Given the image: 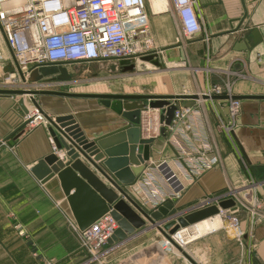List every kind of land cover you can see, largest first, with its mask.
<instances>
[{"label":"crops","instance_id":"1","mask_svg":"<svg viewBox=\"0 0 264 264\" xmlns=\"http://www.w3.org/2000/svg\"><path fill=\"white\" fill-rule=\"evenodd\" d=\"M196 2L201 33L190 41L186 40L188 56L181 47L186 45L184 43L178 44V69L184 68L182 64L187 61L188 66L196 70L195 75L197 77H193L191 73H186V75L178 73V93H157L154 95L191 96L204 94L212 88L211 83L219 78L221 81L233 79L235 89L233 93L235 96H264V0H196ZM169 15V13H150L149 15L153 45L158 46L159 51H163V53L164 51L167 53L175 47L164 48L161 45H156L154 37L157 39V30L166 23L164 16ZM255 31L258 32L261 39L258 43L253 41L252 33ZM0 36L5 52L9 54L11 60L9 46L6 44L1 31ZM244 42L250 49L249 53L239 48L235 50L237 44ZM197 49L204 51L211 61L206 60L205 63L204 57L197 55ZM162 63L164 62L162 61ZM90 66L97 68V72L102 76V79L119 78V75L113 76L100 71L98 63L83 64L80 72L83 69L90 68ZM3 73L5 72L0 71V77L4 75ZM98 74L96 73L95 76ZM24 99L27 109H31L33 105L29 98L25 97ZM19 101L20 98L13 102L10 97L0 96V264H45L44 261L49 259V255H53V249L50 247L48 239L46 244H39L37 240L41 232H47L50 239H53L58 232L57 229L63 224L58 212L55 211V208H59L57 207L59 205H56L55 202L61 201V204H66L64 209L67 215L64 218L67 224L72 219V214L59 185L53 183L55 178L43 184L38 179L33 178L30 169L52 152L58 155L59 159L65 160V163L68 159L66 151L54 150L48 133L50 123L46 128H37L32 131H26L23 128L25 113L22 108L18 107ZM240 101L242 103L241 113L235 137L253 176L257 180H264V99ZM186 103V100L179 101L178 105L184 107ZM193 108L199 112L203 125L202 140L212 149V153H207L206 156H214V145L217 155L225 157L233 153L235 156L236 154L232 150L234 149L232 142L226 135H223L220 131L218 132L221 127H219V124H215V119L213 122L208 123L211 121L212 113H215L214 116H217V118L219 117L222 121H225L224 117L228 116V103L221 101L218 107L214 101L201 100ZM48 109L43 110L45 115L54 116L55 112L51 108ZM206 109H209L210 113L212 112L208 115V118L204 113ZM104 112L107 114L105 115ZM69 113L68 111L66 115H70ZM108 113H110V116H107ZM89 114L94 118L92 119L94 122L92 123L93 127L90 129L92 132L88 131V133L103 135L109 131L115 132L125 127H119V124L113 121V115L115 114L106 108H104V111L100 110L97 113L91 112ZM71 115L74 114L71 112ZM110 117L111 121L108 122L106 118ZM156 118H159L158 114L151 112L150 121H156ZM168 139L163 135L158 138L155 143V148L158 151H151L150 162L145 165L144 171L137 177V180L143 181L148 173L154 174L155 167L163 162H167L173 167L178 166V153L167 144ZM3 141H6V143H3ZM11 142H14L15 145H12ZM13 153L17 155L20 161V174L15 177L8 173L6 165L2 162L6 154ZM231 162L236 163L234 157L228 159L227 164L229 166L227 170L224 166L215 168L205 173L196 182L188 185L182 197L171 202L173 208L170 212L175 210L177 213L171 217L170 221L161 225V229H164L167 225H171L172 228L178 226L184 228L179 223L181 218L209 209L200 206L203 204L204 197L231 190L229 176V174L231 175ZM22 174L31 177V179H25ZM45 193L48 198H52L55 202L48 199ZM260 197L264 203L262 193ZM57 198L60 200H57ZM234 199L227 196L223 201ZM219 214L218 212L217 215ZM167 216L164 219L167 220ZM212 219L206 218L205 220ZM239 221L241 236L231 226V223L225 220L221 227L189 241L190 243L181 251L176 247L171 249L160 247L166 237L160 230L150 228L151 226L149 227V223H147V230L131 239L130 244L138 243L137 246L130 248V245L127 244L123 247L126 251L121 254V257L118 256V253L113 252L108 256L105 255V257L107 256L106 258L110 264H264V218L255 227L256 248L250 252H248L250 247L247 249V242H250L249 236L252 235L254 225L244 217H241ZM17 224L27 231L28 241L17 234L14 229ZM190 229L192 230L191 234H193L195 231L194 226ZM42 238H46L45 234L42 235ZM110 244H113V242ZM110 244L106 248L110 249ZM34 253H38L42 258L35 257ZM105 257L102 256V258Z\"/></svg>","mask_w":264,"mask_h":264},{"label":"built area","instance_id":"2","mask_svg":"<svg viewBox=\"0 0 264 264\" xmlns=\"http://www.w3.org/2000/svg\"><path fill=\"white\" fill-rule=\"evenodd\" d=\"M157 1L165 6L164 11H151V0H0V26L15 62L28 80L33 71L41 68L137 62L140 58L154 53L149 25L150 13L173 12L179 20L178 41L193 39L201 33L196 0ZM7 68L14 69L13 76H20L12 58ZM2 69L0 63V71ZM227 93L228 96H233L232 92H225L215 86L204 95L221 96ZM240 106V100L231 99L228 102V116L234 122ZM151 112L142 113L141 129L145 138L162 135L163 125L159 118L150 121ZM156 113L159 116V112ZM48 124L45 113L33 107L24 116L23 128L32 131L46 128ZM169 131L172 136L167 144L177 151L178 166L161 163L155 167L154 174L148 173L143 181L137 180L136 194H131L147 212L156 211L168 202L179 200L188 185L220 163L217 156H206L207 153H212V149L202 140L203 125L199 112L194 108L177 105ZM50 141L54 146L51 139ZM164 165L171 166L177 173H167L162 168ZM169 175L171 176L168 177ZM203 205L201 204L202 208L208 206ZM228 213L224 210L219 217H226ZM227 220L241 235L240 221L234 217ZM14 229L21 238L28 241V233L21 225H15ZM118 229V222L110 213L83 231L75 227L83 248L90 255L86 264L99 259L101 251ZM191 231L189 227L177 230L171 235V241H163L160 247L171 249L175 244L184 249L190 243L185 237L192 235ZM34 256L39 257L37 253Z\"/></svg>","mask_w":264,"mask_h":264},{"label":"water","instance_id":"3","mask_svg":"<svg viewBox=\"0 0 264 264\" xmlns=\"http://www.w3.org/2000/svg\"><path fill=\"white\" fill-rule=\"evenodd\" d=\"M0 31L7 44L5 35L0 26ZM254 43L260 42L258 32L252 33ZM8 45V44H7ZM250 52L248 45L244 42L237 44L236 49ZM10 50V48H9ZM11 58L16 64L17 71L26 82L22 70L15 62L12 51ZM145 62L155 66L159 71L164 70L163 63L158 53H152L140 58L139 61H121L120 63H100L99 70L109 75L133 74L136 65ZM11 69V68H10ZM80 65L73 67L78 71ZM8 69H5L7 72ZM9 71L14 72V69ZM61 73L57 80H69L67 69L64 66L41 68L33 71L29 77L31 82L46 81L47 78ZM56 80L48 79L47 81ZM59 96L65 98H80L87 100H99L101 105L114 112L117 116L123 117L128 124L115 132L90 140L77 123L73 115H62L54 120L45 115L50 123L48 133L57 151H66L68 161L66 163L52 152L49 156L39 161L31 172L38 180L45 184L57 177L60 187L66 197L72 216L80 230H85L104 215L110 213L118 222L119 229L109 243L129 241L147 229L160 230L166 239L171 241V235L178 228L167 225L161 229V225L170 221L177 211L170 210L173 204L168 202L161 206L156 212L148 213L143 210L137 201L128 193L126 186L132 185L150 162L151 151H158L155 148L157 138H145L141 129V114L145 111L159 112V120L163 125L161 134L166 135L172 124L174 112L179 101H187L185 108H193L198 101H214L219 107V102H229L231 99H264V96L242 97V96H216V95H191V96H161V95H123V94H69L62 92H40L31 90H6L0 89V96L28 97L35 107L38 103L33 96L38 95ZM22 98L18 107L22 108L25 115L28 109L26 101ZM44 113V111H42ZM228 114V111H227ZM225 121H227L226 117ZM51 142V141H50ZM15 145L14 142H11ZM110 186V187H109ZM251 201V193L246 195ZM235 205L233 200H226L220 203L223 209L232 208ZM218 213L215 207L192 213L181 218L179 223L185 228ZM168 215V216H167ZM167 216V220L164 217ZM166 218V217H165ZM140 228H145L138 231ZM173 244V243H172ZM181 251V248L173 244Z\"/></svg>","mask_w":264,"mask_h":264},{"label":"rangeland","instance_id":"4","mask_svg":"<svg viewBox=\"0 0 264 264\" xmlns=\"http://www.w3.org/2000/svg\"><path fill=\"white\" fill-rule=\"evenodd\" d=\"M169 14H170L169 16H164L166 19V23L163 25V27L157 30V34H158L157 39H155L154 37V40L156 42V45H161L164 48H169V47H175V48L170 49L167 53L166 51H164L163 53V51L162 52L159 51L160 49H158L159 48L158 46L155 47L153 45L154 46L153 50L155 51V53H159L160 60L164 62L163 67L165 69L162 71H159L158 69H156L155 66L151 65L150 63L141 62L136 65V69L133 74L127 73L124 75H119L118 79L117 78L102 79L101 78L102 76L98 74L97 68L95 66H90V68L83 69L79 74H75L71 70L66 68L69 76L71 77L69 80H57V77L61 75V73H58L52 76L51 78H47L46 81L31 82L29 80H26V83H23L24 81H22L20 76L18 75L13 76L12 73L14 74V72L9 71L11 69L7 68L8 64L10 63V56L8 53L6 54L5 52L6 50L3 46L4 44L3 42H1L2 41L1 40L2 38H1L0 39V56L2 58V62L0 63L3 68L2 71L5 72V69H8V71L3 73L4 75L0 77V89L31 90V91H40V92H44V91L62 92V93H69V94H82V95H88V94L154 95L157 93L176 94L178 93V73L181 75H186V73H191L193 74V77H194L196 76L195 75L196 70L191 69L192 67L188 66L187 61H185L182 64L184 65V68H181L180 70L178 69V44H181V43L185 44L187 43V41L181 40V39L178 41L179 39L178 20L175 17V14L173 12H170ZM149 25H150V18H149ZM181 47L184 49L186 56H188L187 45L185 47L183 46ZM196 53H198L197 54L198 56L204 57L203 59L205 60V63H206V60L211 61V59L208 57V55H206L204 51L197 49ZM4 64L7 66L5 67ZM96 73L98 75L95 76ZM48 79H56V80L47 81ZM232 80L233 79H230L227 81H221L218 78L214 80V82L211 83V85H213L212 87H215V86L219 87L225 92L230 91L232 92L233 96H235L233 93V90H235L234 85H233L234 81ZM198 95H202V94H198ZM228 95L229 94L227 93V96ZM221 96H226V95H221ZM33 97L38 103V107H39L38 109L43 111L45 108L46 109L51 108V110L55 112L54 113L55 117L54 116L51 117L52 120H54L58 116H62L63 114L66 115L68 111L70 112L69 113L70 115L72 112V114H74L73 115L74 118L76 119L77 123L80 125L82 131L86 133V135L91 141L104 135V134L94 135V134L88 133V131L92 132V130L90 129L93 127L92 123L94 122V120H92L94 118L89 113L91 112L97 113V111H100V110L104 111V107L101 105V102L99 100L65 98V97L48 96V95H41V94L38 96H33ZM18 98L22 99L24 97H19V96L10 97V99H13V102H16ZM33 107L35 106L33 105ZM112 113L115 114L114 112ZM204 113L206 117L208 118V115H210L212 112L210 113L209 109H206ZM240 113H241V106H240L238 117L235 120V122L232 121V119H230L229 116L226 117L228 121L226 122V121H222L219 117L218 119L217 116H214L215 113L211 114V118H210L211 121H209L208 123L213 122L215 119V124H219V127H221L220 130L218 129V132L220 131V133H222L223 135H226L229 138V140L232 142L234 146V149L232 150L234 154H236L234 156L233 153H231L225 157H222V155H219V154L217 155L216 147L214 145V148H215L214 155L220 159V163L218 164L216 168L218 167L220 168L224 166L226 167V170H227L229 166L227 162H228V159H230L231 157H234L236 163H232L233 162L232 161L231 162L232 165L230 166L231 175L229 174V176L231 179V182H230L231 190H227L225 193H221L218 195L213 194V195L204 197L203 206L208 205L207 207L209 209L215 207L216 209H218V212L221 214V212H223L225 209L219 207V203L222 202L225 198H227V196H231L233 199L235 198L233 200L235 205L232 208L225 210V211H228L229 213H228V216L222 217V222L224 224V221L230 217H234L238 220L241 217H244L245 219L248 220L249 223L254 225L252 227V235L249 236L250 242L249 241L247 242V246H248L247 249L250 247L248 249V252H250L256 248V242L254 239L255 227L259 223V221H261L264 218V203L260 197L261 193L264 195V180L263 179L257 180L253 176L250 166L248 165L245 157L243 156L240 150V147H239V143L236 140L235 136L237 133V126H238V121L240 118ZM106 114L107 113H105V115ZM142 115L143 114H141V122L143 118ZM107 116H110V113H108ZM113 116H114L113 121L119 124V127L126 126L128 124V122L123 117L116 116V114ZM106 119L108 122L111 121V117L106 118ZM84 129H88V130H84ZM111 132L112 131H109L105 134H109ZM170 136L172 135H171V132L168 130L166 135L163 137L170 139ZM155 138H157L158 140L159 137H155ZM3 143H6V141H3ZM54 148H55L54 150L57 151L55 146ZM57 157L59 158L58 155ZM2 162L6 165V169L8 170V173H10L12 177H15L16 175L20 174L19 173L20 161L16 154L14 153L8 154V155L6 154V157L2 159ZM159 165L160 164H158L157 167ZM30 174L33 175V178L38 179L36 175H34L31 172V169H30ZM24 178L27 180L31 179V177H26V176H24ZM137 179L134 181L132 185L126 186L128 193L130 195L136 194L135 192L136 184L135 183L137 182ZM53 183L58 184L59 188L61 189L60 183L57 177H55ZM250 193H251L252 199L251 201H248L246 198V195ZM45 196L48 198L46 193H45ZM64 198H65V202L67 203L65 195H64ZM48 199L55 202V200H53L50 197ZM57 200H60V199L57 198ZM57 202L55 203L56 205L57 204L59 205L57 206L59 208H55V211L58 212L59 217L61 218V221L63 224L59 226V228L57 229L58 232L56 235H54L53 239H50V236L47 234V232H41L40 237L37 240L39 244H46L49 240L50 247L53 249V255L50 254L49 259H46L44 263L53 262V264H84L86 261L90 259V255L83 248L82 241L78 235V232L75 230V227L77 226V224L73 216H72V219L69 218L70 219L69 224L65 222L64 217L65 215H67V212H65L64 205L66 204H61L62 203L61 201H57ZM156 211L152 210V211H149L148 213H153ZM217 216L219 217V215L217 214L216 216L212 215L208 217L207 219L216 218ZM197 223L189 225L188 227L191 228L192 226H195ZM148 226L150 227V224ZM145 228H140L138 231H141ZM179 229L181 228H178V230ZM44 234L46 238H42V235ZM130 243H131V240L129 241L119 240L118 242H114L113 244L109 243L111 245L110 249L108 247H107L108 249L105 247L101 251L99 259L96 262H93L90 264H110L106 258L108 255H110V253L112 252L118 253V256L121 257V254H123V252L126 251L125 248L123 247L127 246V244L130 245V248L138 245V243L136 244L135 243L130 244ZM130 248L128 247V249ZM105 255L107 256L105 257ZM38 256L39 258H42V256H40L39 254ZM102 256L105 258H102Z\"/></svg>","mask_w":264,"mask_h":264},{"label":"bare ground","instance_id":"5","mask_svg":"<svg viewBox=\"0 0 264 264\" xmlns=\"http://www.w3.org/2000/svg\"><path fill=\"white\" fill-rule=\"evenodd\" d=\"M150 10L153 11L154 13L160 12V11H164L165 10V6H163L160 2H158L157 0H151V7ZM162 168L164 170L167 171V173H177L175 171V169L173 170V168L169 165H164L162 166ZM171 175H169L168 177H170ZM223 225L222 223V219L220 217H216L215 219L212 220H204L202 222L197 223L194 226V233L190 236H187L185 238H187L186 240L191 241L193 239H195V237H199L200 235H203L206 232H209L211 230L217 229L218 227H221ZM221 229V228H220Z\"/></svg>","mask_w":264,"mask_h":264},{"label":"flooded vegetation","instance_id":"6","mask_svg":"<svg viewBox=\"0 0 264 264\" xmlns=\"http://www.w3.org/2000/svg\"><path fill=\"white\" fill-rule=\"evenodd\" d=\"M75 65H66V66H64L65 68H67V69H69V70H71L73 73H80V70H81V65H80V69L78 70V71H74L73 70V67H74Z\"/></svg>","mask_w":264,"mask_h":264}]
</instances>
